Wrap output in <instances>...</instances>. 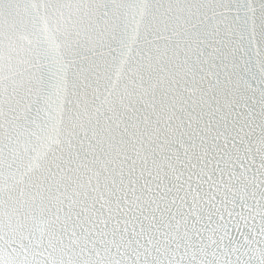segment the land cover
<instances>
[{
  "label": "snow or ice",
  "instance_id": "snow-or-ice-1",
  "mask_svg": "<svg viewBox=\"0 0 264 264\" xmlns=\"http://www.w3.org/2000/svg\"><path fill=\"white\" fill-rule=\"evenodd\" d=\"M0 264H264V0H0Z\"/></svg>",
  "mask_w": 264,
  "mask_h": 264
}]
</instances>
